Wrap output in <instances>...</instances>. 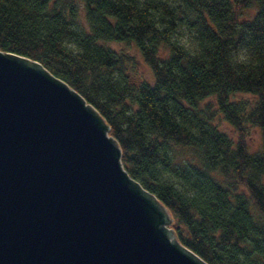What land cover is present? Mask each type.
<instances>
[{"label":"trees","instance_id":"trees-1","mask_svg":"<svg viewBox=\"0 0 264 264\" xmlns=\"http://www.w3.org/2000/svg\"><path fill=\"white\" fill-rule=\"evenodd\" d=\"M83 2L0 0V50L38 60L99 112L180 243L208 264H264V0ZM112 41L135 44L153 81H132ZM247 124L262 130L257 151Z\"/></svg>","mask_w":264,"mask_h":264},{"label":"water","instance_id":"water-1","mask_svg":"<svg viewBox=\"0 0 264 264\" xmlns=\"http://www.w3.org/2000/svg\"><path fill=\"white\" fill-rule=\"evenodd\" d=\"M171 219L90 103L0 50V264H208Z\"/></svg>","mask_w":264,"mask_h":264},{"label":"rangeland","instance_id":"rangeland-1","mask_svg":"<svg viewBox=\"0 0 264 264\" xmlns=\"http://www.w3.org/2000/svg\"><path fill=\"white\" fill-rule=\"evenodd\" d=\"M81 8L84 5L83 0H77ZM109 46L115 48L118 51L123 52L125 55L129 57V76L131 77V80L134 82L142 81V80H148L153 81V73L149 67V65L143 60V57L141 53L138 51L137 47L133 43H125V42H108ZM233 100H246L249 103H254L256 97L251 93H245V92H237L233 94L232 96ZM206 101H209L211 103H215V98L209 97L203 101L205 103ZM221 130L226 131L231 137L234 139H237L239 137V134L241 131H239L237 128L233 127L221 113H217L216 119L214 121ZM244 135L245 140L247 142L248 148L251 151H257L261 148L263 143V133L259 126L247 124L244 129ZM169 212V211H168ZM170 218H172L170 212H169ZM172 219L167 224L169 228L173 227L171 226ZM174 230V229H173ZM175 232V231H174Z\"/></svg>","mask_w":264,"mask_h":264},{"label":"clouds","instance_id":"clouds-1","mask_svg":"<svg viewBox=\"0 0 264 264\" xmlns=\"http://www.w3.org/2000/svg\"><path fill=\"white\" fill-rule=\"evenodd\" d=\"M233 59L236 63H246L250 60V57L247 52H242L235 54Z\"/></svg>","mask_w":264,"mask_h":264}]
</instances>
